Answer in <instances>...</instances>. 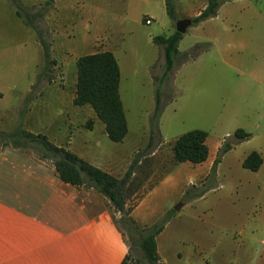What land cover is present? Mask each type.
Listing matches in <instances>:
<instances>
[{"label":"rangeland","instance_id":"obj_1","mask_svg":"<svg viewBox=\"0 0 264 264\" xmlns=\"http://www.w3.org/2000/svg\"><path fill=\"white\" fill-rule=\"evenodd\" d=\"M21 1L45 11L39 27L55 61L53 81L37 82L42 50L33 31L16 13L13 20L9 17L4 23L0 18V110L8 109L0 119V130L11 131L19 123V112L28 108L30 97L34 134H43L56 144L55 131L45 128L47 123L55 121L58 127L61 124V136L56 142L63 140L65 131L76 127L95 129L91 134L96 140L94 149L126 151V171L139 155L129 180L126 208L131 209L130 215L140 227L151 226L170 215L156 238L161 263L264 264V164L256 172L242 167L244 157L256 148L259 138L226 153L217 164L214 177L210 176L221 142L231 141L237 129L245 131L250 127L252 133L245 132L252 136L257 124L263 126L262 89L253 87L246 74L253 59L241 54L244 75L240 73L238 77L237 73L225 71L216 57L211 65L223 71L222 79L215 80L212 72L207 81H201L200 74L209 63L196 60L199 55L194 59L185 56L192 53L194 46L206 43H198L201 40L195 34L196 26L188 28L178 45L181 58L175 61L161 86L162 112L158 131L154 128L151 135L156 86L153 78L160 77L164 68L162 48L153 43V38L175 32V21L168 18L164 0ZM179 1L181 8L188 10L203 0ZM241 7L238 3L232 9L239 14ZM177 15L178 20L188 18ZM147 19L151 24L146 25ZM108 35L119 45L120 53L116 54L123 74L121 99L128 134L120 143L101 135L104 126L90 107L73 104L77 59L109 48ZM29 82L33 84L31 92L24 98L18 92L25 90ZM55 93L61 94L57 103ZM45 101L46 114H41ZM253 101L257 103L255 107ZM21 122L26 130L23 119ZM191 130L207 133L211 158L201 165L174 164L173 142ZM125 172L117 176L122 177ZM163 180L166 182L158 186ZM201 190H205L203 196H195ZM179 204L180 210L174 211ZM119 216L111 208L112 219L118 222ZM137 255L138 247L134 245L126 264H144Z\"/></svg>","mask_w":264,"mask_h":264},{"label":"crops","instance_id":"obj_2","mask_svg":"<svg viewBox=\"0 0 264 264\" xmlns=\"http://www.w3.org/2000/svg\"><path fill=\"white\" fill-rule=\"evenodd\" d=\"M238 3L242 6L239 14L232 9ZM206 5L207 0H203L196 8L192 6L186 10L176 0L177 13L190 19L197 16ZM0 14L1 23L8 21L9 17L12 20L15 18V11L6 0H0ZM192 26H196L195 34L201 40L198 43L209 44V49L196 58L199 62L209 63L200 74V80L207 81L212 72L215 80L222 79L223 71L211 65L216 57L225 71L237 73L241 77L240 73L244 75L241 54H247L253 61L246 67V74L253 87L262 89L264 102V0L227 2L220 6L215 17ZM107 42L109 48L101 52H111L116 58L120 69L121 96L123 74L116 54L120 53L119 45L109 35ZM32 85L29 82L25 90L17 92L25 98L31 92ZM58 96L60 100L61 94H54L56 103ZM28 103L23 122L27 126L26 130L33 133V103ZM46 103L42 106L44 112L41 114H46ZM252 105L255 107L257 103L253 101ZM7 110H0V119ZM262 122V128L257 124L255 134L249 140L259 138L258 145L250 152L257 151L264 164V119ZM58 125L54 121L45 127L54 129L57 146L65 147L113 176L118 177L126 171V151L121 153L117 148L108 151L94 149L96 140L91 134L95 129L76 127L75 130L65 131L63 140L56 142L57 137L61 136V124L60 127ZM101 129V135L107 137L105 126ZM251 130L250 127L245 128L247 132L252 133ZM32 152L11 145L0 147V264H121L128 253V242L118 223L111 217L113 207L110 202L92 188H76L63 183L52 162L42 161ZM210 158L209 152L205 162ZM165 182L161 181L158 186Z\"/></svg>","mask_w":264,"mask_h":264},{"label":"trees","instance_id":"obj_3","mask_svg":"<svg viewBox=\"0 0 264 264\" xmlns=\"http://www.w3.org/2000/svg\"><path fill=\"white\" fill-rule=\"evenodd\" d=\"M7 1L14 7L16 16L33 31L42 50V65L37 76V82L43 80L51 83L53 81L51 71L55 66V61L51 59L50 44L39 27V22L43 20L45 11L36 10L32 6L29 7L21 0ZM231 1L234 0H207L205 8L197 16L191 18L192 24L197 25L215 17L220 6ZM164 5L168 18L176 22L178 20L176 0H164ZM182 37L183 35L175 31L169 36L161 35L153 38V43L162 48L164 68L160 77L153 78L156 86L154 111L150 118L151 135H153L154 128L158 131L157 124L162 112L161 86L169 78L175 61L181 58L179 57L178 45ZM201 46L202 48L199 49ZM201 46H194L192 53L184 55L185 58L194 59L209 49L207 43ZM119 88L120 69L111 52H96L77 59L73 104L90 107L97 119L104 124L108 139L114 143L122 142L128 134V124ZM29 100H31L30 97L27 98V103ZM25 112L26 109L19 112V123L11 131L0 130V147L11 145L16 149L33 151L40 160L52 162L58 178L63 183L76 188H92L103 195L114 210L120 214L117 223L127 238L128 253L121 264L128 262L134 245L138 247L137 260L140 263L163 264L157 251L156 238L169 221L170 215L161 217L157 223L151 226L140 227L130 215L131 209L126 208L130 194L129 180L139 162V155L133 159L124 176H113L81 159L65 147L52 143L45 135L34 134L25 130L21 124ZM207 136V133L202 130H191L180 135L172 145L174 164L191 163L198 165L204 163L209 154L206 144ZM250 138V133L237 129L231 141H224L213 162L210 176L214 177L216 166L226 153ZM262 163L261 155L257 151H252L243 160L242 167L256 172ZM204 191L201 190L195 196H203Z\"/></svg>","mask_w":264,"mask_h":264},{"label":"water","instance_id":"obj_4","mask_svg":"<svg viewBox=\"0 0 264 264\" xmlns=\"http://www.w3.org/2000/svg\"><path fill=\"white\" fill-rule=\"evenodd\" d=\"M192 21L190 18L179 19L175 22V31L181 35H184L188 28L192 26ZM182 207V204L176 205L174 211H179Z\"/></svg>","mask_w":264,"mask_h":264},{"label":"built area","instance_id":"obj_5","mask_svg":"<svg viewBox=\"0 0 264 264\" xmlns=\"http://www.w3.org/2000/svg\"><path fill=\"white\" fill-rule=\"evenodd\" d=\"M145 23H146V25H149V24H151V21H150L149 19H147V20L145 21Z\"/></svg>","mask_w":264,"mask_h":264}]
</instances>
